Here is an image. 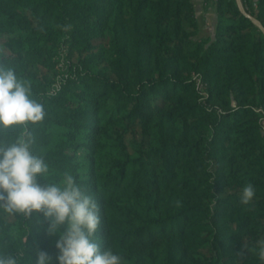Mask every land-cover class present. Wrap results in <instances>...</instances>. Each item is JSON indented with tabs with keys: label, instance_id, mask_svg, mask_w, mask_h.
I'll return each mask as SVG.
<instances>
[{
	"label": "trees",
	"instance_id": "16d2710c",
	"mask_svg": "<svg viewBox=\"0 0 264 264\" xmlns=\"http://www.w3.org/2000/svg\"><path fill=\"white\" fill-rule=\"evenodd\" d=\"M212 1L205 35L195 0H0V58L46 112L29 126L49 166L39 183L73 175L99 204L96 242L123 264H261L244 246L264 238V31L251 18L264 25V0H242L246 13ZM58 40L77 58L52 91L42 65ZM21 132L0 129V143ZM47 228L0 218V252L55 257Z\"/></svg>",
	"mask_w": 264,
	"mask_h": 264
},
{
	"label": "clouds",
	"instance_id": "9594fccd",
	"mask_svg": "<svg viewBox=\"0 0 264 264\" xmlns=\"http://www.w3.org/2000/svg\"><path fill=\"white\" fill-rule=\"evenodd\" d=\"M45 117L44 104L32 98L30 83L0 58V129H22L14 141L0 143V218L42 217L48 223L47 234H59L57 255L37 248L31 264H123L122 256L96 242L99 204L73 175L65 172L59 182L39 183L40 177L46 180L49 166L44 156L34 154L29 126L43 123ZM255 196V187L248 183L239 202L251 206ZM244 248L264 264V238ZM0 264H25L23 253L0 252Z\"/></svg>",
	"mask_w": 264,
	"mask_h": 264
},
{
	"label": "rangeland",
	"instance_id": "374dc122",
	"mask_svg": "<svg viewBox=\"0 0 264 264\" xmlns=\"http://www.w3.org/2000/svg\"><path fill=\"white\" fill-rule=\"evenodd\" d=\"M198 17L203 24L201 34L206 35L211 33L210 29L213 26V22L216 17L215 9H210V6L208 5L199 7ZM54 51L56 54L50 64V67L48 68L47 66L42 65L43 74H47L53 82L52 86L54 88H52V91L64 82V79L69 73V63L71 61H75L77 58V51H72L69 44L62 40H58V42H56ZM84 152V150H81L80 154H83Z\"/></svg>",
	"mask_w": 264,
	"mask_h": 264
},
{
	"label": "crops",
	"instance_id": "0c3cea01",
	"mask_svg": "<svg viewBox=\"0 0 264 264\" xmlns=\"http://www.w3.org/2000/svg\"><path fill=\"white\" fill-rule=\"evenodd\" d=\"M196 2V6L199 8V7H202L204 5H208L210 6V9L212 8L213 10L215 9V2H213L212 0L210 2H207L206 0H195ZM204 4V5H202ZM216 18V17H215ZM214 23V22H213Z\"/></svg>",
	"mask_w": 264,
	"mask_h": 264
},
{
	"label": "water",
	"instance_id": "95a60500",
	"mask_svg": "<svg viewBox=\"0 0 264 264\" xmlns=\"http://www.w3.org/2000/svg\"><path fill=\"white\" fill-rule=\"evenodd\" d=\"M237 1H238V4H239L241 10H242L244 13H246V11H245V9H244V6H243V3H242V0H237ZM251 18H252L253 21L256 22V23L259 25V27L264 31V25L262 24V22L259 21V20H258L257 18H255V17H252V16H251Z\"/></svg>",
	"mask_w": 264,
	"mask_h": 264
}]
</instances>
